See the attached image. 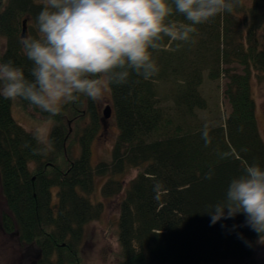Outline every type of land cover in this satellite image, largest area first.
I'll list each match as a JSON object with an SVG mask.
<instances>
[{
	"label": "trees",
	"instance_id": "16d2710c",
	"mask_svg": "<svg viewBox=\"0 0 264 264\" xmlns=\"http://www.w3.org/2000/svg\"><path fill=\"white\" fill-rule=\"evenodd\" d=\"M43 4L0 0V62L12 60L29 79L32 62L20 41L38 36ZM172 19L187 23L180 15ZM195 27L189 41L166 39L154 51V77L133 74L128 84L109 88L118 135L110 161L97 167L91 148L103 131V116L95 101L80 96L50 116L26 101L0 97V186L7 208L1 225L5 234L38 250L35 264H83L86 227L103 214L94 201L99 180L105 181L103 197L122 196L117 264L253 258L258 235L243 214L213 225L206 212L225 198L246 164L264 167L252 91L254 76L264 83V0H237L232 12ZM223 80L227 117L203 93L206 81ZM14 108L52 125L46 145L17 122ZM225 152L230 155L222 158ZM134 171L137 176L125 185Z\"/></svg>",
	"mask_w": 264,
	"mask_h": 264
},
{
	"label": "clouds",
	"instance_id": "9594fccd",
	"mask_svg": "<svg viewBox=\"0 0 264 264\" xmlns=\"http://www.w3.org/2000/svg\"><path fill=\"white\" fill-rule=\"evenodd\" d=\"M237 0H44L36 16L38 36L20 43L32 62L31 79L12 60L0 62V97L56 116L63 105L85 96L99 101L113 85L130 77L149 80L159 69L154 51L166 39L187 42L196 25L224 12ZM180 15L185 22L172 19ZM0 52V56H3ZM205 146L210 143L207 130ZM230 154L225 152L222 158ZM214 172L205 174L212 179ZM211 224L243 214L264 245V167L246 164L225 198L206 212ZM223 227V225H222Z\"/></svg>",
	"mask_w": 264,
	"mask_h": 264
},
{
	"label": "rangeland",
	"instance_id": "374dc122",
	"mask_svg": "<svg viewBox=\"0 0 264 264\" xmlns=\"http://www.w3.org/2000/svg\"><path fill=\"white\" fill-rule=\"evenodd\" d=\"M5 49V43H1L0 52ZM241 73V69L236 67ZM225 80L218 83L205 82L203 93L209 99L211 108L215 106L220 110L221 115L227 117L230 114V106L224 99ZM252 91L256 104V118L258 130L264 143V83L260 82L257 76L252 79ZM97 103V108L103 116L106 108L111 106L110 91L108 90L103 98ZM14 117L17 122L28 132L37 134L41 142L46 145L49 138L51 124L34 121L28 118L23 112L14 108ZM118 135V128L110 119L103 122V131L98 135L92 144V165L97 167L101 163H107L111 159V152L115 139ZM137 176L134 171L125 179V185ZM105 181L99 180L94 201L101 203L103 214L101 218L86 227L85 239L82 247L83 264H117L116 254L119 251L118 243V220L119 204L122 196L106 199L101 194V188ZM54 203L56 200L55 191ZM7 212L6 204L0 186V264H35L39 252L34 246L22 245L16 235L4 233L1 225V216ZM217 264H264V245L257 244L253 258L246 262L224 261Z\"/></svg>",
	"mask_w": 264,
	"mask_h": 264
},
{
	"label": "water",
	"instance_id": "95a60500",
	"mask_svg": "<svg viewBox=\"0 0 264 264\" xmlns=\"http://www.w3.org/2000/svg\"><path fill=\"white\" fill-rule=\"evenodd\" d=\"M26 33H27V28H26V22H25L23 25V37L26 36ZM111 116H112V110L110 107H108L103 112V122L105 123L108 120H110Z\"/></svg>",
	"mask_w": 264,
	"mask_h": 264
}]
</instances>
